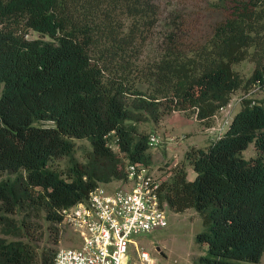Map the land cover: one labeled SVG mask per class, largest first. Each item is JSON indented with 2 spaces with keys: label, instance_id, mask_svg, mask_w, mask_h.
I'll use <instances>...</instances> for the list:
<instances>
[{
  "label": "trees",
  "instance_id": "obj_1",
  "mask_svg": "<svg viewBox=\"0 0 264 264\" xmlns=\"http://www.w3.org/2000/svg\"><path fill=\"white\" fill-rule=\"evenodd\" d=\"M210 33L168 29L156 54L142 58L159 17L155 0H0V232L23 230L12 214L61 207L100 183L123 179L126 160L149 165V134L139 122L172 110L211 126L236 89L264 88V0H217ZM37 36H30L31 32ZM249 57L243 77L233 64ZM90 144L73 157V138ZM116 145L113 148L111 143ZM253 142L257 154L242 151ZM67 156L64 168L54 160ZM182 164L161 180L159 200L174 211L193 207L205 245L193 264H257L264 251V104L244 97L225 129L190 145ZM31 237V236H30ZM33 237V235H32ZM43 248L40 264H53ZM31 241L0 235V264H36Z\"/></svg>",
  "mask_w": 264,
  "mask_h": 264
},
{
  "label": "rangeland",
  "instance_id": "obj_2",
  "mask_svg": "<svg viewBox=\"0 0 264 264\" xmlns=\"http://www.w3.org/2000/svg\"><path fill=\"white\" fill-rule=\"evenodd\" d=\"M155 1L158 5L159 17L143 46L144 60L156 54L168 29L177 26L186 29L193 37L204 38L221 16L220 10L215 5L217 0ZM37 34L33 31L29 35L37 36ZM253 67L254 61L249 57L233 64V68L243 77H247ZM244 97L261 100L264 104V88L255 85L246 89L244 87L236 89L232 92L229 102L216 112L211 126L201 124L194 113L183 110L166 112L156 122L151 119L139 122L140 129H146L159 138V142L151 146L152 160L148 165L150 171L163 180L171 174L173 166L182 164L188 171L189 178H193L195 171L184 158L186 149L192 144H206L220 134L232 115L239 109ZM73 140V157L85 160L87 151L90 149L89 142L84 138L74 137ZM111 145L116 148L113 142ZM257 152L253 142H250L242 151L245 157L254 156ZM67 161V156H61L54 160L53 165L58 169L64 168ZM8 175L6 172L0 173V180ZM118 182L113 180L107 185L111 187ZM165 210L167 217L165 226L150 232L135 234V237L150 251L159 264H193V259L205 248L204 244L195 241L196 232L204 228L201 217L193 207L174 211L165 204ZM43 213L42 209L36 211L30 207L12 214L21 221L19 224L23 230H26V225H30L33 234L12 235L0 232V235L7 237L8 240H27L34 243L38 252L36 264H40L39 255L43 248L54 251L59 245L72 244V241L68 239L72 236V232L63 223L47 220ZM156 245L160 249H156ZM257 264H264V251Z\"/></svg>",
  "mask_w": 264,
  "mask_h": 264
},
{
  "label": "built area",
  "instance_id": "obj_3",
  "mask_svg": "<svg viewBox=\"0 0 264 264\" xmlns=\"http://www.w3.org/2000/svg\"><path fill=\"white\" fill-rule=\"evenodd\" d=\"M158 142L150 133L149 143ZM124 169L126 176L116 185L100 183L86 198L58 210L72 244L56 248L53 264H159L135 234L167 223L161 178L138 161L126 160Z\"/></svg>",
  "mask_w": 264,
  "mask_h": 264
},
{
  "label": "water",
  "instance_id": "obj_4",
  "mask_svg": "<svg viewBox=\"0 0 264 264\" xmlns=\"http://www.w3.org/2000/svg\"><path fill=\"white\" fill-rule=\"evenodd\" d=\"M156 249H160L158 245H156Z\"/></svg>",
  "mask_w": 264,
  "mask_h": 264
},
{
  "label": "crops",
  "instance_id": "obj_5",
  "mask_svg": "<svg viewBox=\"0 0 264 264\" xmlns=\"http://www.w3.org/2000/svg\"><path fill=\"white\" fill-rule=\"evenodd\" d=\"M188 172V171H187ZM188 178H189V176H188Z\"/></svg>",
  "mask_w": 264,
  "mask_h": 264
}]
</instances>
